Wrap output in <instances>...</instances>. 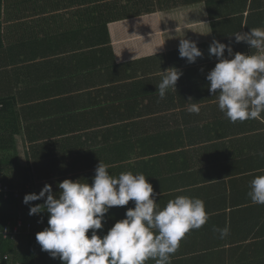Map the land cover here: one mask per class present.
Instances as JSON below:
<instances>
[{
	"label": "crops",
	"instance_id": "1",
	"mask_svg": "<svg viewBox=\"0 0 264 264\" xmlns=\"http://www.w3.org/2000/svg\"><path fill=\"white\" fill-rule=\"evenodd\" d=\"M127 2L1 0L5 176L55 189L66 178L91 184L100 161L113 176L143 173L161 207L195 197L209 215L182 238L171 264H264V205L248 196L250 181L264 174V123L230 122L206 79L217 63L208 52L213 38L233 54L255 52L232 35L256 28L248 26L249 3L164 0L131 16L119 12ZM181 39L196 41L203 56L187 63ZM169 67L182 75L161 99L157 85ZM192 103L199 114L187 111ZM131 207H112L102 229ZM27 214L41 224V213ZM226 226L221 238L214 228Z\"/></svg>",
	"mask_w": 264,
	"mask_h": 264
},
{
	"label": "clouds",
	"instance_id": "2",
	"mask_svg": "<svg viewBox=\"0 0 264 264\" xmlns=\"http://www.w3.org/2000/svg\"><path fill=\"white\" fill-rule=\"evenodd\" d=\"M232 35L236 43L244 42L255 52L233 54L231 44L213 38L208 52L210 57L217 58V63L206 76L209 91L230 122L256 119L264 123V28ZM178 52L187 63L203 56L197 42L190 39L180 40ZM160 75L157 91L163 99L168 90H176L182 73L169 67ZM187 111L199 114L201 107L192 103ZM259 155L264 157V152ZM108 167L100 161L91 184L66 178L58 183L59 193H54L52 185L46 183L39 193L25 194L23 203L30 205L29 215L45 211L49 214L48 227L35 237L41 250L62 264H146L149 259L155 264H171V256L186 233L208 221L204 202L177 196L161 207L156 202L160 193L154 191L143 173L128 171L113 176ZM248 196L253 204L264 205V174L250 181ZM41 199L42 204L31 205ZM129 201L134 207L127 208L125 217L105 235H98L105 214L114 206L128 205ZM214 231L224 238L229 229L226 226Z\"/></svg>",
	"mask_w": 264,
	"mask_h": 264
},
{
	"label": "trees",
	"instance_id": "3",
	"mask_svg": "<svg viewBox=\"0 0 264 264\" xmlns=\"http://www.w3.org/2000/svg\"><path fill=\"white\" fill-rule=\"evenodd\" d=\"M161 2H155L154 0H128L124 9L119 11L126 15L137 16L144 12H152L155 9L151 8ZM172 1V0H168ZM204 0H184L186 4L196 3ZM209 8H212L215 4L220 3L222 0H205ZM229 1V0H228ZM169 2V3H170ZM249 3V28L263 26L264 27V0H242L243 9L247 8ZM108 3H106L107 5ZM1 5V0H0ZM258 21V23H255ZM107 30L105 27H101ZM107 41V40H106ZM104 40L101 41L103 43ZM1 112H0V151L6 150L8 143L10 142V135L6 137V113L9 107V103L6 100L0 101ZM8 142V143H7ZM5 156L0 154V183L8 185L10 193L8 198L3 197V193L0 192V264H62V262L56 258H52L48 252L42 251L40 245L36 241V233L48 227V220L44 213H41V224L37 225L39 216L36 218L28 216L30 205L23 203V197L27 193H39V185L35 184L34 181L29 179L19 180L18 178H9L5 176ZM31 183V184H30ZM39 184V183H38ZM43 188V187H41ZM54 193H59V188H52ZM16 191L19 192V196L16 195ZM42 200L31 202V205L42 204ZM19 219H23L25 228L18 237L5 238L3 230L7 225H15ZM30 223L31 229H26V225ZM106 229L97 230L98 235H105ZM88 235H91L89 230ZM5 256H7L5 258Z\"/></svg>",
	"mask_w": 264,
	"mask_h": 264
},
{
	"label": "built area",
	"instance_id": "4",
	"mask_svg": "<svg viewBox=\"0 0 264 264\" xmlns=\"http://www.w3.org/2000/svg\"><path fill=\"white\" fill-rule=\"evenodd\" d=\"M0 112H1V105H0ZM0 192L3 193V197L4 198H8L9 193L11 191H10V188L8 187V185L0 183ZM16 195L19 196V192L18 191H16ZM24 228H25L24 220L23 219H19L15 225H7L4 228V230H3V235H4L5 238H8L10 236L18 237L23 232ZM26 229H27V231H25V232H28V230L31 229V224L30 223H28L26 225ZM6 257L7 256H5V258ZM16 264H20V263H16Z\"/></svg>",
	"mask_w": 264,
	"mask_h": 264
}]
</instances>
